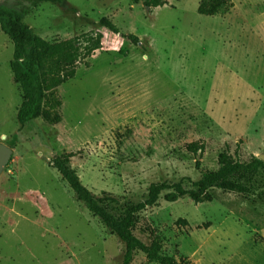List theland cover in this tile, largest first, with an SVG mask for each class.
Instances as JSON below:
<instances>
[{"label": "rangeland", "instance_id": "obj_1", "mask_svg": "<svg viewBox=\"0 0 264 264\" xmlns=\"http://www.w3.org/2000/svg\"><path fill=\"white\" fill-rule=\"evenodd\" d=\"M164 1L0 0L50 43L104 36L59 88L61 123L39 118L20 129L14 47L0 29V145L13 149L0 176V264H123L124 244L77 201L55 157L73 154L84 186L118 198L120 211L145 201L152 183L190 188L225 151L240 162L264 157V0H232L217 16L199 14L202 0ZM191 143L204 150L190 152ZM255 189L213 190L202 204L162 199L139 215L134 234L192 264H264L262 172ZM131 264L157 263L135 252Z\"/></svg>", "mask_w": 264, "mask_h": 264}, {"label": "trees", "instance_id": "obj_2", "mask_svg": "<svg viewBox=\"0 0 264 264\" xmlns=\"http://www.w3.org/2000/svg\"><path fill=\"white\" fill-rule=\"evenodd\" d=\"M36 1L63 4L68 0ZM145 4L147 7H160L167 3L164 0H146ZM233 7L232 0H202L198 12L204 16H217L229 13ZM101 25L112 33H119L107 20H102ZM0 29L14 47L11 70L14 83L19 87L23 98L17 112L20 129L39 118L52 125L61 123L63 101L59 88L75 78L81 63L102 49L103 34L88 32L65 41L50 43L35 34L21 12L4 5H0ZM128 38L134 45L140 42L135 35H128ZM188 150L198 154L204 150V146L191 143ZM73 156L65 154L55 157L53 167L73 191L77 201L124 244L123 264H131L135 252L146 255L150 263L192 264L162 254L158 241L147 245L138 239L134 229L139 215L147 208L158 206L162 199L168 203H175L184 197H189L196 204L212 202L213 190L246 197L255 196V180L261 172L264 174V161L260 158L252 157L248 162H240L231 159L225 151L219 156L218 169L203 173L198 180L191 182L190 188L185 186L184 181L152 183L145 201L128 203L120 211L122 202L118 198L109 194L97 196L84 186L70 165ZM199 165L200 163L197 164Z\"/></svg>", "mask_w": 264, "mask_h": 264}, {"label": "water", "instance_id": "obj_3", "mask_svg": "<svg viewBox=\"0 0 264 264\" xmlns=\"http://www.w3.org/2000/svg\"><path fill=\"white\" fill-rule=\"evenodd\" d=\"M13 154V149L1 144L0 145V176L2 175L4 168L7 166L11 156ZM264 161V157H260Z\"/></svg>", "mask_w": 264, "mask_h": 264}]
</instances>
